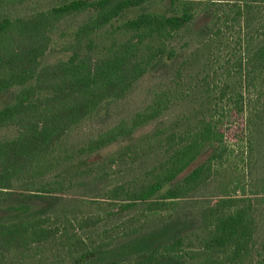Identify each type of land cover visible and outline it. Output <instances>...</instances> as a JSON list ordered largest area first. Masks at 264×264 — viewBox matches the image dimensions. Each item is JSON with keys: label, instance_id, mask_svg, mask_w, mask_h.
<instances>
[{"label": "trees", "instance_id": "1", "mask_svg": "<svg viewBox=\"0 0 264 264\" xmlns=\"http://www.w3.org/2000/svg\"><path fill=\"white\" fill-rule=\"evenodd\" d=\"M49 1L0 0V96L16 90L0 109V204L36 207L0 220V264H87L115 244L121 259L101 264H264V185L242 196L210 191L245 140V96L264 90V40L225 60L220 87L203 47L182 39L199 10L216 36L220 26L246 28L264 0H169L162 14L132 17L154 0H62L25 16L4 12ZM55 46L64 58L43 65ZM154 74L164 77L143 104L85 131Z\"/></svg>", "mask_w": 264, "mask_h": 264}, {"label": "rangeland", "instance_id": "2", "mask_svg": "<svg viewBox=\"0 0 264 264\" xmlns=\"http://www.w3.org/2000/svg\"><path fill=\"white\" fill-rule=\"evenodd\" d=\"M62 0H52L49 2L39 3L35 5H27L24 7H18L11 10H6L7 15L10 16H25L31 13L33 10H43L48 7L61 2ZM169 5V0H154L138 9H134L127 13V16H134L143 11H150L155 13H164ZM256 8L252 10L251 22L246 28L238 26H220V32L216 36H212L211 30H205L206 27H210L209 20L203 15L202 10H199V15L194 20L193 24L184 30L182 39L187 42L190 46L187 48L195 49L194 47L200 46L202 50L201 54L206 56V59L212 64L207 65L210 69V74L216 70L217 77L215 78L216 84L220 87L223 86L226 76L223 73V63L225 60L232 59V61L238 59L247 47L254 45L257 41V36L260 35L261 39L264 40L263 30L257 35L255 29L264 28V3H259ZM258 10V14H257ZM257 18L258 21H253ZM79 18H77V21ZM247 43H251L247 45ZM182 43L178 44L180 47ZM59 46L54 47V51H51L45 55L42 60V64H48L55 62L59 59L64 58L62 53L59 52ZM182 52L180 50L178 54ZM177 65L182 61V57H178ZM177 65H174L176 67ZM197 66V65H193ZM235 73V74H234ZM164 77L162 74H154L147 77L139 86L137 92L127 101L121 102L114 105L111 108L110 114L101 115L92 122H89L85 126V131L96 132L99 129L108 127L114 122L117 116H125L132 110H135L141 104L146 101L148 96V91L150 88H154L155 84L158 83L159 79ZM229 80L231 82L238 84L239 77L236 72L230 73ZM238 86V85H237ZM238 88V87H237ZM16 90H10L3 93L0 96V109L8 106L13 102ZM217 93L214 99H217ZM246 105H245V132L246 136H243L245 140L243 142L237 143L234 148L233 154L230 156L229 160L224 162L222 168H220L218 174L216 175L214 182L211 184L210 191L217 194H228L231 196H242L250 193L255 189L261 188L264 185V90L261 89L258 94L246 95ZM220 102V101H219ZM222 105V103H220ZM155 124L149 125L138 133L135 134V138L142 133L150 131ZM248 131V132H247ZM1 137V136H0ZM247 140H250L251 151H249ZM128 140L119 142L111 147L106 148L97 155L91 156L79 163L80 168H84L88 164H93L99 162L107 154L112 153L117 150L120 146L126 144ZM224 161V159H221ZM87 199H84L86 201ZM100 204V201L99 203ZM101 208H109L105 203H101ZM35 205L28 204L22 205L16 202L8 201L0 204V220L10 219L17 216H21L32 212L35 209ZM167 234L163 236H155L150 238L142 239L141 245H151L156 241L163 240L166 238ZM115 244L114 248L109 250L107 254L95 261L87 264H101L104 261H110L115 259H121V255L124 253L122 245ZM138 247L140 244L137 245ZM137 247V248H138ZM128 251V250H127Z\"/></svg>", "mask_w": 264, "mask_h": 264}]
</instances>
